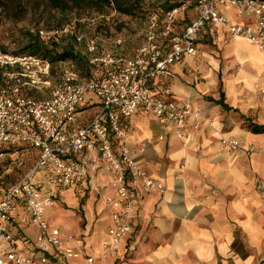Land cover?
I'll return each mask as SVG.
<instances>
[{"label": "crops", "instance_id": "obj_1", "mask_svg": "<svg viewBox=\"0 0 264 264\" xmlns=\"http://www.w3.org/2000/svg\"><path fill=\"white\" fill-rule=\"evenodd\" d=\"M217 9L237 23L255 20L227 4L218 3ZM194 17L193 10L179 12L172 23L174 34ZM197 35L196 54L175 59L165 73L149 80L148 87L152 96L190 102L212 125L203 122L194 128L189 116L187 134L179 139L172 129L163 128V117L140 108L121 118L127 145L145 144L137 161L164 191L138 190L130 231L115 252L107 254L101 246L112 225L97 195L112 192L104 170L95 176L97 192L88 179L59 188L48 183L44 172L33 177L41 190L53 192L54 204L45 210L49 224L73 236L63 243L77 254L69 264H86V255L94 264H264V131L249 128L264 126L262 53L250 41L232 37L225 29L217 31L211 23ZM84 100L73 127L86 123L98 104L91 93ZM222 135L240 141L242 147L223 149ZM249 146L252 150L247 151ZM32 150L37 159V150ZM23 212L19 206L7 230L15 249L26 252L38 230L20 220Z\"/></svg>", "mask_w": 264, "mask_h": 264}, {"label": "built area", "instance_id": "obj_2", "mask_svg": "<svg viewBox=\"0 0 264 264\" xmlns=\"http://www.w3.org/2000/svg\"><path fill=\"white\" fill-rule=\"evenodd\" d=\"M218 3L231 6L238 14L253 15L255 20L251 24L234 22L218 11ZM187 8L186 3H181L161 15L149 14L144 40L133 55L110 52L95 55L90 62L99 70L90 77H83L75 68L66 66L51 83L52 64L48 60L0 50V143L7 148L28 145L38 153L32 168L10 184L0 198V264H69V258L77 255L63 247L73 236L63 235L45 216L46 208L54 204V195L52 190L43 191L34 182L33 177L40 171L59 188L88 179L96 192L97 172L107 173L112 192H97V195L108 209L112 225L101 246L107 254L117 250L130 231L132 212L139 203L138 190L164 191V185L137 161L136 155L145 144L129 147L120 120L140 108L163 117V128L172 129L179 139L187 134L189 116L195 120L194 128L203 122L212 125L190 102L177 103L152 96L148 87L149 80L165 73L175 59L196 54L197 33L205 23L256 45L264 65V0H195L192 5L195 17L180 34H174V18ZM61 32L38 29L41 37L52 36L55 40ZM94 48V41H89L88 51ZM87 93L98 99L96 109L86 123L73 127L78 107ZM260 94L264 102V83ZM220 144L225 150L242 147L240 141L223 135ZM5 153L0 150V157ZM19 206L24 210L20 220L30 221L38 230L26 252L15 249L11 244L12 234L7 230ZM85 261L94 264L92 256L86 255Z\"/></svg>", "mask_w": 264, "mask_h": 264}, {"label": "rangeland", "instance_id": "obj_3", "mask_svg": "<svg viewBox=\"0 0 264 264\" xmlns=\"http://www.w3.org/2000/svg\"><path fill=\"white\" fill-rule=\"evenodd\" d=\"M5 1V11L0 16L1 48L10 52L19 50L26 42L28 33L34 34L38 29L62 30L56 41L57 48L61 49L70 43L76 52L90 61L95 55L104 52L133 55L144 40L147 16L153 10H160L159 5L166 0H141V10L134 16L121 14L111 6L97 8L81 3L78 7L71 6L63 11L52 7L46 0H20L19 5L18 0ZM194 2L195 0H185L182 3L188 5L187 11H192ZM91 40L94 41L95 48L89 52L87 45ZM66 66L74 68L75 64L65 62L52 65L51 83L58 79L61 69ZM98 68H93L92 73H97ZM14 151L17 153L11 150L6 152L9 154L0 157V196L10 184L26 174L36 161L35 151L29 146L22 145ZM48 183L55 187L50 181Z\"/></svg>", "mask_w": 264, "mask_h": 264}, {"label": "trees", "instance_id": "obj_4", "mask_svg": "<svg viewBox=\"0 0 264 264\" xmlns=\"http://www.w3.org/2000/svg\"><path fill=\"white\" fill-rule=\"evenodd\" d=\"M46 1L52 7L63 11L67 8H70L71 6L78 7L81 3H85L87 5L97 8H101L103 6H111L117 12L129 16H134L138 13V11L141 10V0H46ZM183 1L185 0H175V1L166 0L164 3L159 5L160 10H153L154 12L152 13L161 15L165 11L180 5ZM17 2H18L17 4L19 5L20 0H18ZM5 4H6L5 0H0L1 17H2V13H4L3 11H5L3 8ZM56 41L57 40H55L54 37L52 36L41 37L37 30L34 34L28 33L26 42L22 45V47L19 50L10 52L1 47L0 50L15 55H26V54L36 55L43 59L48 60L52 65L55 63L62 64L65 62H72L75 64L74 68L80 73L81 76L83 77L94 76V73H92V69L96 68L97 65L92 64L86 56L76 52L74 50L73 45L70 43L63 46L61 49L57 48L58 43ZM249 128L255 132L264 131V126H260V125L249 124ZM21 147L22 145L13 146V147L11 146L7 148L5 147V145L0 143V150L3 152H8ZM29 147L31 149H34L31 146Z\"/></svg>", "mask_w": 264, "mask_h": 264}]
</instances>
